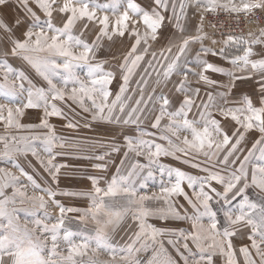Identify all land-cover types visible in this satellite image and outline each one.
I'll return each mask as SVG.
<instances>
[{"label":"snow or ice","instance_id":"snow-or-ice-1","mask_svg":"<svg viewBox=\"0 0 264 264\" xmlns=\"http://www.w3.org/2000/svg\"><path fill=\"white\" fill-rule=\"evenodd\" d=\"M11 3L0 0V8ZM16 7L23 19L9 23L0 16V33L11 45L0 53V101H4L0 102V122L6 129L18 130V134L0 135V162L11 161L19 169L17 175L0 167V264H264V99L260 106L251 98L239 104L228 101L236 81L254 75L259 76L264 97V29L259 36L227 35L224 45L243 46L242 55L229 57L224 48L201 47L205 55L228 60L236 71L199 53L195 63L200 71L187 67L184 59L190 45L207 38L204 12L224 9L248 15L264 10V0H151L148 8L136 0H16ZM190 7L202 13L194 34H186L182 23ZM166 12L170 13L167 17ZM56 17L61 18L60 24L55 23ZM166 21L174 22L181 35L177 40L174 34L165 47L152 50L151 42L158 41ZM88 32L94 33L93 39L85 38ZM116 40H128L129 47L119 65V91L113 94L109 86L116 73L106 70L105 62L96 57L105 42ZM254 46H260L261 52L254 53ZM10 57L23 61L27 69L9 63ZM209 73L224 74L229 81L221 85ZM189 74L205 86L224 91L201 95ZM133 77L135 87L130 88ZM169 84L175 93L171 99L163 90L157 93ZM73 104L88 114L81 117L84 127H91V122L139 126L146 113L155 111L151 126L160 130L163 141L156 142V133L145 139L143 130L135 138L125 136L124 159L104 187H100L103 177L92 175L91 191L63 193L88 198L86 209L61 204L55 199L57 192L42 187L17 160L31 155L58 185L66 165L54 161L66 155L57 151L65 147V139L57 135L50 118L64 119L68 128L79 127L72 119L79 115ZM27 109H42L39 123L21 122ZM229 119L234 122L232 128L222 123ZM251 132L258 137L246 150V136ZM112 151L121 148L113 144ZM129 153L145 157L146 163L136 160L122 174ZM107 155L97 157L99 162L94 164L101 172L109 167ZM161 157H172L205 174L192 175L164 165ZM153 169L160 175L159 191L141 192L156 175ZM249 189L258 190L257 199L250 197ZM50 203L58 214L48 211ZM152 218L189 221L190 228L157 226L150 222ZM129 219L128 227L134 226V231L127 244L117 246L113 233ZM73 223L77 230L71 227ZM242 227L249 230L250 245L237 249L233 240ZM140 253H150V257L142 260Z\"/></svg>","mask_w":264,"mask_h":264},{"label":"rangeland","instance_id":"rangeland-1","mask_svg":"<svg viewBox=\"0 0 264 264\" xmlns=\"http://www.w3.org/2000/svg\"><path fill=\"white\" fill-rule=\"evenodd\" d=\"M101 2H105V0H101ZM137 3H140L143 7L148 8L151 0H136ZM38 14L39 9H36ZM263 15L264 10L259 9ZM166 17L170 15V13H164ZM0 16H3L7 19L9 23L13 22L17 17L23 19V12L16 7V0H12V3L7 8H0ZM201 11L195 9L194 7H190L188 9V14L186 19L182 21L186 28V34H194L196 30L200 27L201 24ZM55 23L60 24L61 18L56 17ZM140 30L144 31V25L141 22L139 25ZM264 29V23L260 28ZM23 29L17 30L16 35L19 36ZM203 31L207 33V38L201 42L194 43L190 45V48L184 57L185 60L188 61L187 67L194 69L195 71H200V68L195 63V57L199 53L204 59L213 62L217 65H220L226 69L236 71L234 66L228 61L220 56H213L211 53L205 55L203 52L200 51L201 47L212 48V49H221L224 48L225 52L228 54L229 57L235 55H242V47L243 46H225L223 41L226 39L225 36H219L211 30L209 26H203ZM175 34L176 39H179L181 33H179L174 26V22L166 21V26L163 28L161 35L158 38V41L151 42L152 43V50L158 51L160 48L165 47L168 43V39L173 37ZM254 36H259V33H251ZM241 36V35H237ZM248 35L244 37H248ZM86 39H93L94 33L88 32L85 34ZM215 40L216 43L213 44L212 41ZM11 45L7 41V37L0 33V53L6 52L10 49ZM129 47L128 40H116L114 43L108 44L105 42L104 46L100 49L97 53V60L104 61V67L106 70L112 71L116 73V79L112 82L109 86L110 90L113 94L119 91V84L121 83V77L119 72V65L123 60V56L126 54ZM257 53L261 52L260 46H254L253 51ZM9 63L13 64L17 67H22L27 69V66L23 63V61L17 58H9ZM30 71V70H29ZM240 74V73H237ZM81 75L83 73L81 72ZM210 77L213 80H216L221 85H226L229 81V77L220 74V73H209ZM36 79H39L38 77ZM136 77H133V83L130 85L131 87H135ZM189 80L192 82L193 86H197L201 88V95L204 92H223L224 89L216 88L214 86H205L202 83L198 82V77L189 74ZM259 76L248 79H243L236 81V86L231 89L228 93V101L230 104H239L245 98H251L252 102L255 106H260L262 97L259 84H258ZM35 82V81H34ZM161 90L165 92L169 96V98H173L175 93L172 91V85L169 84L167 87H161L157 89V93ZM111 99V98H110ZM135 99V97H133ZM4 102V101H0ZM62 106V105H61ZM151 108V105H149ZM72 108L75 109V112L79 115L72 116L71 113L65 108V112L72 116V119L78 122L80 125L77 128H68L65 126L66 121L59 117H52L50 118V123L54 124L56 127V133L59 136H62L65 139V147L62 149H57V151L66 153L63 156H57L55 163L64 164L66 165L65 168L61 169V174L59 177V184H55L52 182L51 177L49 174L44 170V168L39 164V162L28 155L27 158L24 156L17 157L18 162L24 167L26 171L36 178L37 183H40L42 187H50L54 191L57 192V196L55 197L61 204L65 205L66 207H76L81 209H86L90 206V200L85 197H78V196H67L64 195V192H83V191H91L92 190V182L89 179L92 175L102 176L103 179L100 180V187H104L108 179L111 176L116 174L117 168L120 167V161L124 159L123 153L125 151V136L132 135L134 138L141 134V130H143L145 135V139L149 138V134L156 133V142L161 143L163 142L161 137L160 130L152 128L153 123V116L156 114L155 111L151 113H146L145 117H142L141 123L139 126L133 125H114V124H107L104 122H91V127H84L85 119L81 117H87L88 114L83 113L82 110L75 104L72 105ZM195 111V110H194ZM42 118V109H27L25 116L21 119L22 123H39L40 119ZM217 119H221L219 115H217ZM166 123V121L162 122ZM222 123L225 124L228 128H232L234 126V122L229 120H222ZM39 132L46 131L45 129L37 130ZM2 134H18V130L16 129H6L3 122H0V135ZM19 134H24L23 132H19ZM231 134V133H230ZM258 137V134L255 132H251L246 136L245 141V149L251 148L252 143ZM117 144L120 146V152H113L112 145ZM75 145V146H74ZM39 147V145H38ZM105 153H109L105 157L106 162L109 163V167L106 171L101 172L100 169L94 167V164L99 162L97 157L104 155ZM42 157H46L45 153H41ZM136 160H139L140 163H146L145 157H136L134 153H129L128 159L125 161L123 168L121 169L122 174H126L127 171L130 169V165L135 163ZM160 162L164 165L170 166L172 168H181L182 170L189 172L192 175H200L203 176L205 173L200 169L192 168L187 164H183L179 160H175L172 157H161ZM0 167H7L15 174L19 175V169L12 166V162H0ZM156 172V175L152 178H149L146 181L147 189H141L143 191L149 192H158L159 191V184H160V175L156 169H153ZM147 170L141 173L142 176L146 175ZM22 180L27 183L26 178L21 177ZM166 180V177H165ZM140 181H137V187L139 188ZM188 189L186 188V191ZM9 194L11 189L6 190ZM29 191L31 192V188L29 187ZM257 191L255 189H249L250 197L255 200L257 199ZM180 204H183L185 208H188L189 212L191 213V208L187 205V203L182 199L179 198L178 201ZM48 211L56 215L58 214V208L49 204ZM71 217H75L78 213H69ZM24 217L22 216V219ZM40 218H42V213L40 214ZM151 223L156 224L157 226H167L173 228H190L189 221H168L162 222L156 218L150 219ZM207 223V221H205ZM132 224V221L129 219L127 220L115 233H113L112 240L113 243L117 246H123L128 243V237L134 231L133 228H129L128 225ZM73 230H77V225L75 223L71 224ZM249 230L247 228H241L240 232L237 237L234 238L233 244L234 247L237 249L244 245H250V240L247 237V233ZM79 239V236L76 237ZM167 239V237H165ZM167 246V245H166ZM61 249L64 248V245L61 244ZM169 251L172 252V249L169 248ZM175 256V253H172ZM140 258L146 259L150 257V253H140ZM103 258H108L107 254H104ZM238 260H242V257L239 252H237ZM215 259V258H214ZM221 260L223 258L221 257Z\"/></svg>","mask_w":264,"mask_h":264},{"label":"built area","instance_id":"built-area-1","mask_svg":"<svg viewBox=\"0 0 264 264\" xmlns=\"http://www.w3.org/2000/svg\"><path fill=\"white\" fill-rule=\"evenodd\" d=\"M263 23L264 15L259 9L248 15H238L224 9L203 13V26H209L221 37L229 34L246 36L249 33H259Z\"/></svg>","mask_w":264,"mask_h":264},{"label":"crops","instance_id":"crops-1","mask_svg":"<svg viewBox=\"0 0 264 264\" xmlns=\"http://www.w3.org/2000/svg\"><path fill=\"white\" fill-rule=\"evenodd\" d=\"M254 53H257V50H255V52ZM253 58H256V57H253ZM254 77H258V75H254Z\"/></svg>","mask_w":264,"mask_h":264}]
</instances>
